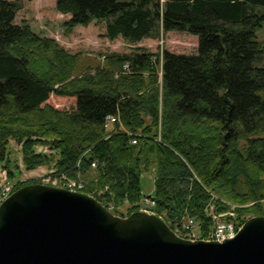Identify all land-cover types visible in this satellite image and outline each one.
I'll return each mask as SVG.
<instances>
[{
    "label": "trees",
    "instance_id": "1",
    "mask_svg": "<svg viewBox=\"0 0 264 264\" xmlns=\"http://www.w3.org/2000/svg\"><path fill=\"white\" fill-rule=\"evenodd\" d=\"M261 6L264 0H56L70 15L68 31L95 20L105 22L110 40L174 30L197 36L195 53L111 51L76 74L77 53L15 22L21 0H0L3 167L11 177L14 139L26 169L48 165L73 177L91 170L96 181L82 191L122 216L142 206L141 173L154 169L149 209L171 228L183 215L206 228V204L225 209L222 199L250 203L235 211L242 223L240 215H264V137L253 136L264 132ZM54 96L73 98V107L50 104ZM107 115L118 118L110 131Z\"/></svg>",
    "mask_w": 264,
    "mask_h": 264
},
{
    "label": "water",
    "instance_id": "2",
    "mask_svg": "<svg viewBox=\"0 0 264 264\" xmlns=\"http://www.w3.org/2000/svg\"><path fill=\"white\" fill-rule=\"evenodd\" d=\"M0 264H264V215L223 241L191 240L153 212L122 216L90 193L32 182L0 203Z\"/></svg>",
    "mask_w": 264,
    "mask_h": 264
},
{
    "label": "rangeland",
    "instance_id": "3",
    "mask_svg": "<svg viewBox=\"0 0 264 264\" xmlns=\"http://www.w3.org/2000/svg\"><path fill=\"white\" fill-rule=\"evenodd\" d=\"M21 1L22 7L16 14L15 22L20 23L22 20H25L35 33L41 36L53 38L58 42L60 46L64 47L70 53H77L78 60L75 68L76 74H82L85 71L95 68L96 65L103 64V53L111 51L129 52L137 48H143L154 53L161 50H168L174 53L190 54L195 53L197 49V36L185 31H167L162 33L160 37L143 38L141 41L134 43L127 41L122 37L111 40L108 39L105 36L104 21L93 20L86 26L76 25L70 31H68V29L64 25V22L69 19L70 15L60 13L57 10L56 0ZM159 1L162 2L163 0ZM259 9L261 13L264 14V6H261ZM256 39L264 43V21L262 27L256 33ZM258 64L264 65V60L259 62ZM60 100L61 101L57 100V96H54L49 99V103L55 105L60 109H70L73 107V98L63 97ZM114 122H112L108 126H106L105 123V127L108 131L113 129ZM253 136L264 137V132L254 133ZM38 149L48 151L46 147H38ZM8 158L10 160L9 170L12 171V175L11 177L9 176L7 168L3 167L5 162L0 160V176L2 170H5L10 182L14 183V187L20 183L28 182L34 179L37 180V182H40L43 175L54 172L53 169H51V166L49 167L48 165H40L33 169H26L22 162L20 145L16 143L14 139H10L8 143ZM92 163H95V165L93 166ZM76 165H79V161ZM95 166L96 162H91L90 167L94 168ZM74 178L83 182L84 189L87 185H89L88 183L90 179L93 178L94 181H96L97 177L95 175V172L91 170L86 174H82L80 170H77ZM154 179V169H150L141 173L140 185L142 193L144 195H151L153 193ZM107 188V186H104L103 189L107 190ZM215 198L218 199V197ZM223 204L227 206V208L220 210L233 209L234 219H237V214L235 213L237 208L247 206L250 203L235 204L225 200ZM262 204L264 209V199ZM215 209L216 211H219L216 204ZM251 216L253 215L243 214L240 215V218L244 219L245 221ZM197 223L199 222L197 221ZM199 225L201 224L199 223Z\"/></svg>",
    "mask_w": 264,
    "mask_h": 264
},
{
    "label": "built area",
    "instance_id": "4",
    "mask_svg": "<svg viewBox=\"0 0 264 264\" xmlns=\"http://www.w3.org/2000/svg\"><path fill=\"white\" fill-rule=\"evenodd\" d=\"M129 66L127 63L122 65V71H127ZM117 120V117L114 115H107L105 118L106 126ZM132 144L136 143V139L133 138L130 140ZM94 166L95 163H92ZM40 183L61 186L69 190L82 191L84 184L82 181L71 177L66 172H51L49 174L43 175L41 177ZM14 183L10 182L7 177L5 170H2L0 176V203L14 190ZM222 203L225 200H221ZM142 206L140 210H145L148 212H153L149 209L155 204V201L149 197V195H142L141 197ZM111 210L112 206L107 207ZM154 213V212H153ZM204 214L209 220L207 228H202L197 221L187 215H183L175 223V228H172L173 231L184 238L191 240L196 239H206V240H215L223 241L225 239L235 236L237 231L240 229L242 222H239L237 219H234V211L232 210H219L216 211L215 203L208 202L204 208Z\"/></svg>",
    "mask_w": 264,
    "mask_h": 264
}]
</instances>
